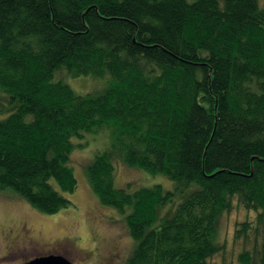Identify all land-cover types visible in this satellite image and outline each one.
Here are the masks:
<instances>
[{"label": "trees", "instance_id": "obj_1", "mask_svg": "<svg viewBox=\"0 0 264 264\" xmlns=\"http://www.w3.org/2000/svg\"><path fill=\"white\" fill-rule=\"evenodd\" d=\"M109 74L98 93L57 78ZM0 88L19 105L0 120V192L44 213L72 203L73 137L110 129L87 169L104 204L130 206L127 264H218L216 219L233 201L257 212L236 222L240 264H264V5L260 0H0ZM116 161L164 173L182 191L132 192Z\"/></svg>", "mask_w": 264, "mask_h": 264}, {"label": "rangeland", "instance_id": "obj_2", "mask_svg": "<svg viewBox=\"0 0 264 264\" xmlns=\"http://www.w3.org/2000/svg\"><path fill=\"white\" fill-rule=\"evenodd\" d=\"M264 5V0H260ZM57 78L66 81L80 94L88 92L98 93L108 85L109 74L105 75H72L65 68L57 73ZM19 105V98L13 99L11 95L0 88V120H6ZM75 147L72 150L70 164L78 179V185L74 192L64 193L70 197L72 203L56 213H44L32 206L25 199L5 192H0V258L6 253L5 248L10 243L8 233L4 229L14 227L15 231L25 225L35 233V239L20 246L15 252L7 256L8 264H23L25 260L41 253L52 251L60 253L74 264H105L104 259L111 255L113 249L118 252L114 264H127L134 247L135 240L129 232L127 215L131 207L121 210L113 205L104 204L94 192L87 175L89 165L95 159L98 151L105 149L112 141L110 129L103 128L98 131L84 132L83 135L73 137ZM114 180L118 187H124L132 192L143 186H152L160 183L165 192L174 191L171 200L159 207L157 219L154 224L172 217L180 202L185 200L199 184L192 183L184 190H174V181L164 173H151L145 169L131 168L119 161L115 163ZM257 212L242 206L237 198L233 201V207L229 212H223L216 219V232L214 240L226 242L225 261L240 264L237 254L241 249L233 239L236 222L255 218ZM21 234L20 241L23 239ZM78 248L72 249L73 241ZM56 241H68L64 245L52 247ZM216 263L224 260L223 254L219 253L212 259Z\"/></svg>", "mask_w": 264, "mask_h": 264}, {"label": "flooded vegetation", "instance_id": "obj_3", "mask_svg": "<svg viewBox=\"0 0 264 264\" xmlns=\"http://www.w3.org/2000/svg\"><path fill=\"white\" fill-rule=\"evenodd\" d=\"M4 230H6V232L8 233L7 239L10 240V243L5 248L6 253L0 258V264H8L7 256L9 254L15 252L16 250H19L18 248L20 246L26 247L27 243H29L31 240H34L35 236H36L35 233H32L33 230L31 228H28L27 225H25L24 227H22L18 231H15L14 227H9L8 229H4ZM21 234H24L25 236H23V239H28V241H25V240L20 241ZM65 242H68V241H56L55 244H52L51 242L48 241V242H46V244H52L53 245L52 247L55 248L59 245H64ZM69 245L72 246V249L75 251L78 248V246L76 245V243L74 241ZM113 251H115V250L113 249ZM113 251H111V255L106 254V257L104 258L106 260L105 264H114L115 261H117L116 258L118 257V254H117L118 252L114 253ZM51 253H54V252H52V251H49L46 253L39 252V254L33 256L32 258L25 260L23 264H25L26 262H28L29 260H31L37 256L48 255Z\"/></svg>", "mask_w": 264, "mask_h": 264}, {"label": "water", "instance_id": "obj_4", "mask_svg": "<svg viewBox=\"0 0 264 264\" xmlns=\"http://www.w3.org/2000/svg\"><path fill=\"white\" fill-rule=\"evenodd\" d=\"M25 264H74L70 258L60 253L37 256Z\"/></svg>", "mask_w": 264, "mask_h": 264}]
</instances>
